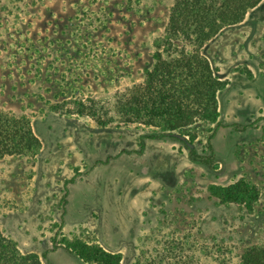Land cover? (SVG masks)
<instances>
[{
	"label": "rangeland",
	"instance_id": "rangeland-1",
	"mask_svg": "<svg viewBox=\"0 0 264 264\" xmlns=\"http://www.w3.org/2000/svg\"><path fill=\"white\" fill-rule=\"evenodd\" d=\"M175 1L0 0V111L25 116L41 144L35 156L0 159V233L22 253L91 264L60 243L80 241L120 264H238L264 246V0L186 46L223 83L219 126L185 130L196 159L174 139L145 140L137 154L140 136L157 130L117 116L152 67ZM241 181L258 190L251 209L222 202L220 190Z\"/></svg>",
	"mask_w": 264,
	"mask_h": 264
},
{
	"label": "trees",
	"instance_id": "trees-1",
	"mask_svg": "<svg viewBox=\"0 0 264 264\" xmlns=\"http://www.w3.org/2000/svg\"><path fill=\"white\" fill-rule=\"evenodd\" d=\"M263 0H176L170 9L163 37L156 44L153 65L144 72L142 84L133 88L116 103V113L124 125L138 124L154 128L156 133L140 136L139 151L145 140L174 139L197 158L194 136L185 134L195 123L219 126L216 93L223 87L206 58L187 45L199 47L223 28L241 23L247 12ZM180 43V46H175ZM75 113L85 116V106L74 101ZM51 110L58 111L59 106ZM70 113V112H68ZM94 116V114H92ZM109 121V120H107ZM99 126L108 122L97 121ZM214 133L209 139L213 138ZM41 144L25 116L0 111V159L11 156H35ZM212 150L211 147H209ZM211 156L204 161L208 164ZM73 181V180H71ZM223 203H238L251 209L258 190L241 181L220 190ZM53 250L57 248L53 239ZM78 259L91 264H120L119 254L108 253L98 245L80 241L60 242ZM45 256L22 253L0 233V264H43ZM238 264H264V246H252L243 251Z\"/></svg>",
	"mask_w": 264,
	"mask_h": 264
}]
</instances>
